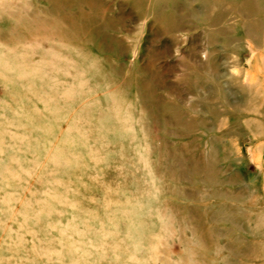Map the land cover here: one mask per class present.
Instances as JSON below:
<instances>
[{
	"label": "rangeland",
	"instance_id": "obj_1",
	"mask_svg": "<svg viewBox=\"0 0 264 264\" xmlns=\"http://www.w3.org/2000/svg\"><path fill=\"white\" fill-rule=\"evenodd\" d=\"M0 264H264V0H0Z\"/></svg>",
	"mask_w": 264,
	"mask_h": 264
}]
</instances>
